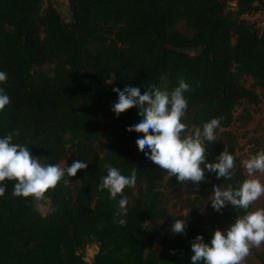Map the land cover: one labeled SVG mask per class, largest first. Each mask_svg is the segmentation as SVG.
Here are the masks:
<instances>
[{
	"label": "trees",
	"instance_id": "1",
	"mask_svg": "<svg viewBox=\"0 0 264 264\" xmlns=\"http://www.w3.org/2000/svg\"><path fill=\"white\" fill-rule=\"evenodd\" d=\"M66 2L64 21L45 0H0V71L8 77L0 87L10 98L0 111V138L17 130L13 142L29 147L42 164L57 165L67 149L74 161L88 163L40 202L13 196L15 182H2L0 264H191L195 237L210 243L221 228L216 222L205 226L193 212L185 233H172L180 218L167 212L169 190L182 186L198 208L210 183L223 189L247 178L236 137L227 128L239 104L260 102L241 78L252 79L264 97V27L243 18L264 11V0ZM162 77L169 89L181 78L190 85L182 120L189 132L223 117L216 142H206V159L214 161L226 147L235 157L231 179H217L205 169L198 188L184 185L137 149L141 134L126 128L141 119L138 109L117 117L112 89L130 85L143 94L149 85L161 86ZM103 138L106 143L99 144ZM105 165L125 176L136 170L135 187L123 190L126 215L119 209L120 195L109 199L107 190H97ZM45 201L41 214L35 206ZM117 211L125 225L114 221ZM223 214L226 229L245 210L226 205ZM87 244L97 247L89 262L82 255ZM255 257L264 264V251Z\"/></svg>",
	"mask_w": 264,
	"mask_h": 264
},
{
	"label": "clouds",
	"instance_id": "2",
	"mask_svg": "<svg viewBox=\"0 0 264 264\" xmlns=\"http://www.w3.org/2000/svg\"><path fill=\"white\" fill-rule=\"evenodd\" d=\"M7 78V73L0 71V84L6 83ZM168 84V80L162 77L161 86L149 85L143 94L138 87L130 85L123 90L113 88L118 100L111 106V110L118 117L130 108L138 109L141 119L127 127L126 131L140 133L135 140L137 149L181 184L190 183L198 188L199 183L205 180V169L214 172L217 179H231L235 157L226 147L214 161L206 159V142H216L215 130L220 127L223 117L212 118L203 123L202 128L195 127L189 132L188 125L182 120L188 107L184 93L191 90L190 85L183 78L179 79L174 88L169 89ZM9 103V96L0 87V111ZM18 135L19 132L13 130L0 138V196L5 194L6 186L2 182L7 180L15 182L13 196L31 197L35 202L44 201L45 193L55 189L62 180L65 185L70 183L69 179H65L66 175L74 177L78 170L88 166L82 160L74 161L68 167L42 164L39 158L32 156L29 147L13 142ZM242 164L249 178L236 187L229 184L222 189L214 185L210 201L217 212L230 205L245 210V214L236 217L225 230H214L210 243H204L203 237L197 235L191 242V264H200L201 261L204 264H243L253 248L264 244V209L248 211L250 205L264 195V184L254 178V173H264V152L250 155ZM105 167L107 175L101 178L97 190H107L109 199H116L120 195L119 209L126 215L128 198L123 195V190L135 187L136 170H132L130 176H125L111 165ZM118 216L119 211L114 214V221L125 225L126 220L116 219ZM185 229V219H175L170 231L184 234Z\"/></svg>",
	"mask_w": 264,
	"mask_h": 264
},
{
	"label": "rangeland",
	"instance_id": "3",
	"mask_svg": "<svg viewBox=\"0 0 264 264\" xmlns=\"http://www.w3.org/2000/svg\"><path fill=\"white\" fill-rule=\"evenodd\" d=\"M45 2L50 3L58 11L60 17L64 21L69 19L66 0H45ZM243 18L249 23H252L258 29H262L264 27V11L256 12L251 15L244 16ZM240 83L244 87L250 88L257 92L260 97V102L257 105H249L246 103L239 104L234 110L233 122L227 128V131L233 133L236 137V156L243 172L247 178H249L245 169L243 168L242 161L247 159L250 155H255L258 152H264V97L260 89L254 86L252 79L241 78ZM105 143L106 139L104 138L99 141V144ZM73 162L74 155H72L71 151L67 149L64 157H62L57 165L61 167H68L71 166ZM254 178L259 179L260 182L264 184V173H254ZM214 185L218 184L216 182L209 184L206 202L198 208L196 207V203L192 201L193 195L187 194L182 186L174 185L169 190L168 201L166 205L167 212L174 217L185 219L186 222L193 220L194 216L192 213L195 212L194 214L197 215L198 219L205 226L212 222H216L220 225L222 231L225 230L223 212L226 206L222 208L220 212H217L213 209L210 201ZM35 208L41 214H44L47 211L48 202L45 201L43 204H37ZM258 208L264 209V195H262L257 201L250 205V211L256 210ZM144 226L148 227L149 224L144 222ZM158 240L159 239L155 240L156 248ZM96 249V245L87 244L82 250L84 260L89 262L93 254L96 252ZM261 251H264V244H261V246L258 248H253L250 255L244 260L243 264H259L255 254Z\"/></svg>",
	"mask_w": 264,
	"mask_h": 264
}]
</instances>
